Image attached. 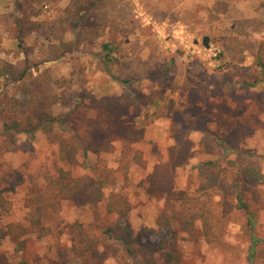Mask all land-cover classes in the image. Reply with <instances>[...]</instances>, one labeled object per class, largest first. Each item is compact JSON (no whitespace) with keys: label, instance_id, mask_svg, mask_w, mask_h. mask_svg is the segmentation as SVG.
<instances>
[{"label":"rangeland","instance_id":"1","mask_svg":"<svg viewBox=\"0 0 264 264\" xmlns=\"http://www.w3.org/2000/svg\"><path fill=\"white\" fill-rule=\"evenodd\" d=\"M5 63L61 122L0 150V264H250L239 193L264 264V0H0Z\"/></svg>","mask_w":264,"mask_h":264},{"label":"trees","instance_id":"2","mask_svg":"<svg viewBox=\"0 0 264 264\" xmlns=\"http://www.w3.org/2000/svg\"><path fill=\"white\" fill-rule=\"evenodd\" d=\"M37 29V26L32 24L29 28V31H34ZM204 43L208 46L209 40L208 38L204 39ZM106 48L109 45H105ZM107 60L111 61V57L107 56ZM264 69V68H263ZM14 67L10 63H5L4 66L0 69V78L5 76H14ZM24 76V75H23ZM264 82V77L261 79H256L253 82H244L248 87H256L257 85ZM34 89L30 90V95L25 97L22 102L19 103L15 109H9L12 105L11 102H4V99L8 98L6 95L1 99L2 95L0 92V114H8V116L4 117L3 120H0V150L2 151H12L14 146L17 143V135L19 132H32L36 130L45 129L49 126H52L55 123L61 122L54 113H53V103L50 102L47 90L44 88L42 83H33ZM17 113H21V117L17 118L15 115ZM65 152L72 157L73 154L67 148H64ZM250 156V153L247 154ZM207 164H213L212 162ZM41 177L44 179L46 183L45 191L46 193H53L56 190L55 181L52 179L48 172L41 174ZM30 179L33 181L35 178L31 175ZM9 202L2 196L0 191V210L1 212L7 213L9 211ZM40 215L33 217V223L38 225L41 223V208L39 207ZM237 209L244 212L247 215V225L250 230H255V227L258 223V219L256 217L255 211H252V207L246 201L245 196L241 193L237 194ZM203 219V228L205 237L209 242L215 241L214 239V230L212 219L208 216L202 214ZM125 218V217H123ZM252 233V238L250 241V252H249V262L250 264H255L258 259V251L259 245L262 240H260L256 234ZM105 234L108 235L109 238L118 239L123 242L128 252L132 251L131 244L128 242V238L130 236V232L127 231V237L115 236L112 233L111 229H106Z\"/></svg>","mask_w":264,"mask_h":264}]
</instances>
